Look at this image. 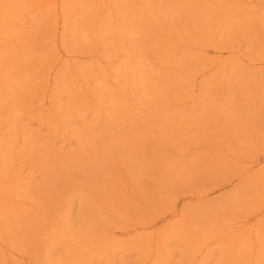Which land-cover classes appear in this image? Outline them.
I'll return each mask as SVG.
<instances>
[{"label":"rangeland","instance_id":"rangeland-1","mask_svg":"<svg viewBox=\"0 0 264 264\" xmlns=\"http://www.w3.org/2000/svg\"><path fill=\"white\" fill-rule=\"evenodd\" d=\"M0 3V264H264V0Z\"/></svg>","mask_w":264,"mask_h":264},{"label":"bare ground","instance_id":"bare-ground-1","mask_svg":"<svg viewBox=\"0 0 264 264\" xmlns=\"http://www.w3.org/2000/svg\"><path fill=\"white\" fill-rule=\"evenodd\" d=\"M58 0H49V2H54L57 3ZM56 5V4H55ZM4 10V8L1 6L0 3V13H2ZM2 17V15H1ZM81 36L84 37L85 39H89L91 37L89 32L81 31L80 32ZM145 97H148L150 99H152V95L149 93L148 89H145L144 92ZM14 201H9L6 202L8 206H16V204L13 203ZM264 221L260 220L258 223H254V224H249V226L245 227V225L239 226V227H231L227 234H231L230 236H236V234H243V236H245L244 238V242L246 243L243 247L239 248L240 252H245L249 255V257H251V255L253 254V249L254 247L252 246L250 248V245H252V243L250 242L251 240H254L255 237L259 238V233H260V227H261V223ZM178 222H182L181 219H179ZM45 234L50 236V235H55L56 234V229H47L45 231ZM141 235H145L144 232L141 233ZM147 236V235H146ZM147 238L150 240H153L154 238H151L150 236H147ZM256 238V239H257ZM197 252L200 251L201 249V245L202 244H197Z\"/></svg>","mask_w":264,"mask_h":264}]
</instances>
